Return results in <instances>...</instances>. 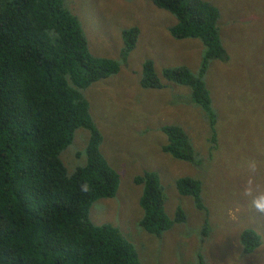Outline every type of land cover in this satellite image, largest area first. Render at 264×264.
<instances>
[{
  "label": "rangeland",
  "instance_id": "1",
  "mask_svg": "<svg viewBox=\"0 0 264 264\" xmlns=\"http://www.w3.org/2000/svg\"><path fill=\"white\" fill-rule=\"evenodd\" d=\"M207 1L218 9L215 24L227 56L209 61L202 74L215 118L212 127L203 108L190 101L188 88L161 76L162 68L178 65L196 74L204 51L197 38L169 34L172 14L149 0H62L77 18L88 51L118 62L116 73L82 90L101 134L99 152L118 175L113 196L94 200L88 216L94 224L116 226L133 245L138 264H264V217L250 212L241 195L250 161L264 182V0ZM131 26L137 27V38L121 60L120 30ZM146 58L161 88L139 85ZM164 124L185 131L194 160L161 151L166 138L159 127ZM87 137L85 129L76 128L62 160L82 163ZM73 151H79L77 158ZM143 171L157 175L167 216L171 219L177 206L185 215L158 235L138 224L143 186L133 177ZM179 176L200 181L205 210L196 208L191 196L177 193ZM243 228L260 236L250 252L239 241Z\"/></svg>",
  "mask_w": 264,
  "mask_h": 264
},
{
  "label": "trees",
  "instance_id": "2",
  "mask_svg": "<svg viewBox=\"0 0 264 264\" xmlns=\"http://www.w3.org/2000/svg\"><path fill=\"white\" fill-rule=\"evenodd\" d=\"M175 17L168 28L174 38H197L204 47L196 74L184 65L164 67L161 76L188 88L190 101L205 111L210 127L214 114L202 74L209 61L226 60L218 38V9L207 0H149ZM138 29L120 30L119 59L134 46ZM114 58L94 56L77 18L62 0H0V264H138L133 245L119 229L94 224L92 202L113 196L117 173L99 152L101 134L88 112L82 90L116 73ZM142 87L161 88L152 61L140 67ZM88 132L80 164L62 160L72 147L76 128ZM165 135L161 151L182 161L194 160L193 146L176 124L159 127ZM213 139V137H211ZM75 158L79 151H73ZM141 184L139 226L158 235L183 221L177 206L170 219L157 175L143 171L133 177ZM87 184L88 192L81 186ZM177 193L192 197L205 210L200 181L179 176ZM244 251L260 243L250 228L239 233ZM199 264H202L200 262Z\"/></svg>",
  "mask_w": 264,
  "mask_h": 264
},
{
  "label": "clouds",
  "instance_id": "3",
  "mask_svg": "<svg viewBox=\"0 0 264 264\" xmlns=\"http://www.w3.org/2000/svg\"><path fill=\"white\" fill-rule=\"evenodd\" d=\"M248 173L249 175L243 185L241 195L247 200L250 212L259 217H264V182H262L261 178L257 175V164L255 161L249 162ZM81 191L88 192L89 186L87 184H83L81 186Z\"/></svg>",
  "mask_w": 264,
  "mask_h": 264
},
{
  "label": "flooded vegetation",
  "instance_id": "4",
  "mask_svg": "<svg viewBox=\"0 0 264 264\" xmlns=\"http://www.w3.org/2000/svg\"><path fill=\"white\" fill-rule=\"evenodd\" d=\"M244 229V228H243ZM250 229H252V228H250ZM253 231H255L254 229H252ZM256 232V231H255ZM257 233V232H256ZM258 234V233H257Z\"/></svg>",
  "mask_w": 264,
  "mask_h": 264
}]
</instances>
